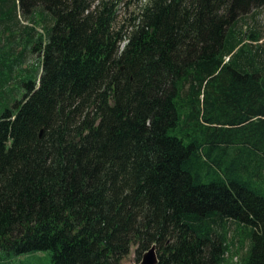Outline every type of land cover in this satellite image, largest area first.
<instances>
[{
    "label": "trees",
    "instance_id": "obj_1",
    "mask_svg": "<svg viewBox=\"0 0 264 264\" xmlns=\"http://www.w3.org/2000/svg\"><path fill=\"white\" fill-rule=\"evenodd\" d=\"M140 3L0 0V252L264 264V0Z\"/></svg>",
    "mask_w": 264,
    "mask_h": 264
},
{
    "label": "rangeland",
    "instance_id": "obj_2",
    "mask_svg": "<svg viewBox=\"0 0 264 264\" xmlns=\"http://www.w3.org/2000/svg\"><path fill=\"white\" fill-rule=\"evenodd\" d=\"M99 1V0H94ZM116 2V27L119 28L121 25H127L130 22V19L135 15L141 6L140 1L145 2L147 0H113ZM26 23L27 21H23ZM29 23V22H28ZM240 25L243 26V32L245 34L252 33L253 35L260 36L262 38L259 41H249L248 38L244 39L245 43L253 46V47H261L264 46V6H260L257 9H254L249 15L245 16L243 21L240 22ZM38 33L43 32L40 27H37ZM20 50V48L18 49ZM39 59V55H27L25 63L22 65L28 71V74H32L35 70V66L37 64V60ZM18 75L14 76L15 82H13L12 86L17 87L22 92L25 91V86L23 83H26V77L21 75L20 71H16ZM29 76V75H28ZM134 247H131L130 255L126 260V264L134 263L135 255H134ZM244 251H236L235 247L231 249L233 254L232 262L236 263L239 261V258L244 254ZM230 256V255H229ZM230 263V264H231ZM0 264H52L51 262V253L49 251L42 252H32L26 253L18 256L6 257L2 252H0Z\"/></svg>",
    "mask_w": 264,
    "mask_h": 264
},
{
    "label": "water",
    "instance_id": "obj_3",
    "mask_svg": "<svg viewBox=\"0 0 264 264\" xmlns=\"http://www.w3.org/2000/svg\"><path fill=\"white\" fill-rule=\"evenodd\" d=\"M155 250V246H152L146 253H144L140 264H156L157 256Z\"/></svg>",
    "mask_w": 264,
    "mask_h": 264
}]
</instances>
